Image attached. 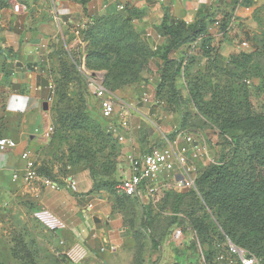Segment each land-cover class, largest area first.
<instances>
[{
	"label": "rangeland",
	"instance_id": "obj_1",
	"mask_svg": "<svg viewBox=\"0 0 264 264\" xmlns=\"http://www.w3.org/2000/svg\"><path fill=\"white\" fill-rule=\"evenodd\" d=\"M262 2H252L250 5L254 7L249 15L239 18L241 22L231 32L224 33L223 28L217 27L209 29L211 38L208 44L204 45L203 39L199 38L183 45L179 49H182L181 53L178 50L172 54L174 63L185 59L177 82L180 93L172 96L157 92L161 82L158 69L161 62L159 49L155 45L162 40L157 35L148 36L135 22L130 23L120 16L105 13L91 25L86 40L88 44L84 41L83 33L78 38L69 36L66 27H63L65 31H60L52 46L53 51H39V59L34 64L40 67L39 71L48 84L47 90L42 91L47 94L46 98L49 96L45 99L47 107L42 112L40 106L38 111L45 114L46 127L52 126V133L44 136L39 128V133L30 135L35 132L36 125L26 131L27 144L23 147L17 149L16 145L1 144L2 138L15 137L21 131L19 123L24 111L19 109V116L12 110L7 119L5 115L8 109L14 106L10 107L5 98L0 100V151L5 154L17 152L11 163L5 169H0V264H79L94 258H98L100 264H207L206 253L212 247L226 257L225 244L230 239L225 236L213 209L205 201L211 184L200 180L204 171L223 161V158L226 161L234 159L247 176L253 173L254 168H259L261 185L257 195L262 210L244 213V222L248 226L244 242L251 240L255 245L240 244L257 254L262 252V255L256 256L259 264L262 263L264 232L255 230L264 226V166L260 167L257 159L253 158L258 138L248 136L240 139L238 153L234 154L235 145L227 140L231 141L236 133L229 131L222 134L210 114L213 111L209 104L211 93L201 91V99L197 97L198 100H195L194 97L197 92L195 84L205 82L207 88L215 85H221L222 89L231 88L240 113H243L246 105L255 112L263 109ZM17 4L23 6L19 11L15 10ZM25 8L26 2L23 0H0V49L5 29H11L15 34L24 32L20 23L11 26L7 13L11 9L21 13ZM51 16L58 22L53 12ZM88 19L85 14L76 23ZM75 40L88 48L86 70L103 73L107 88L129 99L141 112L133 117L135 128L132 139L127 136L125 142L120 141L119 136L112 133L109 125L101 120L98 103L87 93L86 76L79 67L81 62H74L73 56L77 60L74 54ZM244 40L250 43L247 49L240 46ZM209 44L215 48L211 59ZM147 45L153 49L150 51ZM243 53L254 54L253 62L247 68L241 69L230 63L233 56ZM32 122L34 119L29 122L33 126ZM166 136L171 139L180 136V141H184V136H190L207 150L197 165L196 184L194 188L184 191L189 196L177 211L178 222L183 229L182 243L166 239L176 222L173 220L172 186L165 192H158L154 198L146 193L142 197H128L116 189L128 174L126 155L131 146L136 153L142 152L145 150L144 142L149 150L160 146ZM25 151L35 159L40 177L30 184L22 178L16 181L13 178L14 173L23 175L25 172L26 161L21 158ZM259 160L264 162V157L259 156ZM176 172L171 173V184ZM45 177L57 182L60 189L54 190L43 184ZM71 178L77 180V189L68 186ZM96 181L114 182L113 191L95 189L93 184ZM87 184V191H81ZM86 194L89 199L84 198ZM63 198L70 199L80 207L93 205V211L102 210L99 213L101 217L88 215L84 218L86 230L79 238L83 239L88 253L80 262H74L67 255L75 244L73 234L68 237L70 232H55L34 215L43 208L52 211L43 199L58 204L64 202ZM93 225L96 229L92 228ZM241 231H244L243 228ZM104 237L107 241L103 240ZM152 237L160 242L158 248L153 246ZM61 240L65 242L61 243ZM103 248L106 254H110L108 257V254L104 255ZM106 260L107 263H104ZM219 262L222 264L223 260Z\"/></svg>",
	"mask_w": 264,
	"mask_h": 264
},
{
	"label": "crops",
	"instance_id": "obj_2",
	"mask_svg": "<svg viewBox=\"0 0 264 264\" xmlns=\"http://www.w3.org/2000/svg\"><path fill=\"white\" fill-rule=\"evenodd\" d=\"M26 2V8L21 13H15L11 10L7 13L12 25L17 23L22 24L23 33L15 34L13 30H6L3 32V45L0 49V100H5L9 103L8 111L15 110V113L19 114V109L24 111L21 114L22 121L19 123V129L21 130L15 137L2 138L1 144L16 145L17 149L27 144V138L25 133L27 130H31L36 125V128H44L46 126L45 114L39 113L38 108L42 107L44 111L43 103L45 99V93L42 91L47 90L48 84L45 83V76L39 71L40 67L36 64L38 61L37 53L39 51L50 52L53 51V45H55L56 39L65 31L63 27H66L67 34L70 36L69 25L66 23H76L77 19L85 16V8L91 5L83 4L78 0H23ZM125 4L126 7L131 9V12L135 13L134 22L139 29L146 31L148 36L157 35L160 39L161 36L158 32V25L161 22L164 8L168 7L174 18L178 20H184L187 22H193L201 17H208L213 19H222L224 17H230L232 14L238 16L239 23L241 19L246 15H249L254 6L250 5L254 0H119ZM263 1V2H262ZM264 3V0H259L257 3ZM93 4L92 9H97L100 13H105L116 7V4L105 5L104 0H91ZM56 6V12H55ZM57 13L52 19L51 13ZM54 13V14H55ZM59 23L61 25H59ZM238 23V24H239ZM209 26H212L210 24ZM63 35V34H62ZM66 38V37H65ZM77 40L75 42V45ZM161 40L156 42L155 46H159ZM84 47V46H83ZM182 49L179 50L181 53ZM177 54V53H176ZM30 66L34 67L31 68ZM51 82H49L50 86ZM48 93V91H47ZM118 95V94H117ZM124 100H128L125 97L120 96ZM131 102V101H130ZM5 117H10L11 112ZM14 114V113H13ZM141 112L136 109L135 115L138 116ZM34 119L33 126L29 123ZM8 119V118H7ZM134 120V119H133ZM134 124V122H133ZM32 126V127H31ZM35 132L30 135L36 134ZM133 148V146H131ZM142 152L149 151L146 149V143H143ZM16 151V150H15ZM12 151L10 153H3L0 151V169H5L7 165L11 163L14 155L17 152ZM75 179V178H74ZM76 180V179H75ZM77 181V180H76ZM81 191L86 192L89 185L83 186ZM84 198L89 199L86 194ZM64 202L54 203L47 202L43 199L45 205L52 209L59 218L64 220L68 226L66 230L59 231L61 233H69L68 237H72L75 243H80L86 246L83 239L79 238L86 230L84 227L85 217L93 215L101 217L102 210L93 211L94 206L88 205L86 207H80L75 202L68 198H63ZM80 199H83L80 198ZM65 203V204H62ZM91 206V207H90ZM95 228V225L92 226ZM79 229V230H78ZM72 240V238H70ZM104 241L107 238L104 237ZM174 242L173 240H170ZM104 255L106 254L105 248L102 249ZM108 254V255H107ZM107 257L110 255L107 253ZM98 258H94L89 261H84L79 264H100ZM107 263V260L104 261Z\"/></svg>",
	"mask_w": 264,
	"mask_h": 264
},
{
	"label": "trees",
	"instance_id": "obj_3",
	"mask_svg": "<svg viewBox=\"0 0 264 264\" xmlns=\"http://www.w3.org/2000/svg\"><path fill=\"white\" fill-rule=\"evenodd\" d=\"M81 2L86 5H91L90 8H88L89 6L85 8L84 13L89 19L87 20L86 26L80 30V34L83 33L84 41L88 44V41L86 40L88 38L91 25L96 23L98 19L104 15H102V13H100L97 9H92L93 4L90 3L91 0H81ZM131 11L132 10L126 6L123 11H118L117 8L114 7L112 10L105 12V14L110 16H120L124 20L126 19L128 22L133 23L135 20V13ZM229 18L230 17L222 18V25L220 28H223L224 31ZM213 21V18L201 17L193 22L187 23L184 20L174 18L168 7L164 8L161 22L158 25V32L162 40L160 45L156 47L159 49L158 58L161 62L160 68H158L161 82L157 92H165L168 93L169 96L180 93L178 91L177 82L182 73L185 59L181 58L179 61L174 63L175 59L171 56L186 43H192L199 38L203 39L204 45L208 44V40L211 38L208 33L209 25ZM69 27L70 32L72 24L69 23ZM72 35L73 34H71V36ZM147 48L150 51L153 49L150 45H147ZM87 49L88 48L85 46L83 47L81 44L75 45L74 54L77 56V60H75V57L73 56L74 62H81L82 56L85 55L86 64V58L88 55ZM214 51L215 48L209 44L208 52L210 59ZM253 59L254 54L243 53L241 55L233 56L230 63L241 69H245L253 62ZM85 82L88 95L90 98L95 99L89 91L87 81ZM104 84L106 86V79ZM262 88L264 90V77L262 79ZM195 89H197L196 95L194 96L195 100H198L197 97H199V99L202 98L201 91L205 94L211 93V100L209 104L213 111L210 112V114L215 119V122L219 126L222 134L225 135V133L229 131L236 133L232 137L231 141L227 140L228 143L235 145L234 154L238 153L240 139L248 136L257 137L259 142L255 147L256 151L253 158L257 159V163L260 164V167L264 166V162H260L259 160V156L264 157V107L261 111L255 112L249 105H246L243 113H240V111L236 108L231 88L222 89L221 85H215L207 88L206 83L204 82L201 85L195 84ZM217 99L218 101H216ZM95 101L98 103L97 99H95ZM97 108L99 109L101 120L107 123L106 120L101 117L100 108ZM255 171L256 173H254ZM258 178V166L253 169V173L250 176H247L242 173V169L237 166L234 159L226 161L225 158H223V161L212 165L208 170L204 171L200 177V180L211 184L209 191L205 194V201L213 209L212 212L217 218L220 228L225 233V236L233 241L236 246L242 247L256 256H258V254L262 255V252L257 254L254 250L249 247L246 248L247 246L240 243H245L250 247L255 245L251 242V240L244 242V239L246 238L244 233L245 230H247L246 228H248L247 224L244 222V213L251 210H255L257 212H261L262 210L261 200L257 195L260 190L259 186L261 185ZM93 185L95 189L106 188L109 191H113L114 188V182L111 183L109 181H96ZM188 196L189 194L185 192H178L176 190L172 193L173 209L175 212L173 220L176 222L168 232L166 239H170L172 231L175 227H181L178 222L177 211H179L182 202ZM242 228L244 231H241ZM255 230L257 232H264V226ZM223 238L225 239V237ZM151 242H153V246L155 248H158L160 245V242L155 240L154 237H152ZM262 251H264V246ZM225 252L228 255L227 241L225 244ZM220 253L222 252L212 247V249L206 253V263L221 264L217 259ZM260 264H264V259Z\"/></svg>",
	"mask_w": 264,
	"mask_h": 264
},
{
	"label": "built area",
	"instance_id": "obj_4",
	"mask_svg": "<svg viewBox=\"0 0 264 264\" xmlns=\"http://www.w3.org/2000/svg\"><path fill=\"white\" fill-rule=\"evenodd\" d=\"M104 2L106 6L113 3L116 4L118 11L125 10V4L119 0H104ZM254 2H259V0H254ZM22 8V5L17 4L15 10L19 11ZM55 15L57 16V13ZM86 23L87 20L79 23H70L72 24L71 33L78 38L80 36V30L86 26ZM238 23V16L232 14L224 33L231 32ZM221 25L222 19H216L212 23V26H209V29L215 27L220 28ZM79 44L82 45L83 43ZM240 46L247 49L250 47V43L244 40ZM79 67L86 76L89 91L98 100L101 117L106 120L109 125V130L119 136V140L122 142L126 141L127 136L132 139L135 128L133 127V117L136 110L134 103L124 100L119 95L110 91L104 84L105 78L103 73L86 70L85 55L82 56ZM247 82L248 84L251 83L249 80ZM40 129H42V135L44 136H48L53 131L52 126H45ZM40 129L36 128V132L39 133ZM179 137L171 139L166 136L160 146L154 147L142 154L136 153L135 149L131 148L126 155L128 174L117 184L116 189L128 197H142L144 193L153 197L158 192L167 191L171 186L178 192H184L187 189L194 188L197 179V165L205 153H207V150L197 144L190 136H184V141H180ZM21 158L26 161L25 172L23 175L14 173V180L16 181L22 178L26 183L30 184L40 179L36 170L35 159L32 158L30 152L25 151ZM175 170L177 171L176 176L174 177V182L171 184V173ZM42 181L43 184L54 190L60 189L59 184L49 178L45 177ZM68 186L77 189V181L71 178ZM34 215L55 232L68 228L64 220L47 208L38 210ZM169 240H173L175 243H182V227H175ZM61 241V243L65 242L64 240ZM227 245L228 256L225 257L224 254L220 253L217 258L220 261L223 260L222 264H259L256 255L244 248L236 246L233 241L228 240ZM87 253L88 251L85 246L80 243H75L68 250L67 255L74 262H80L85 258Z\"/></svg>",
	"mask_w": 264,
	"mask_h": 264
},
{
	"label": "water",
	"instance_id": "obj_5",
	"mask_svg": "<svg viewBox=\"0 0 264 264\" xmlns=\"http://www.w3.org/2000/svg\"><path fill=\"white\" fill-rule=\"evenodd\" d=\"M47 107V101L43 103V108L45 109Z\"/></svg>",
	"mask_w": 264,
	"mask_h": 264
}]
</instances>
